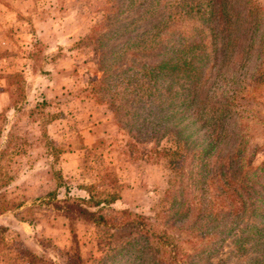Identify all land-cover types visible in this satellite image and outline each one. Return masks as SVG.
I'll use <instances>...</instances> for the list:
<instances>
[{
	"label": "rangeland",
	"instance_id": "374dc122",
	"mask_svg": "<svg viewBox=\"0 0 264 264\" xmlns=\"http://www.w3.org/2000/svg\"><path fill=\"white\" fill-rule=\"evenodd\" d=\"M132 1L129 6L131 0H0V204L9 202L0 212V225L7 226L0 264H66L71 245L67 220L39 202L62 181L75 194H84L87 184L114 192L108 214L125 209L131 212L128 220L140 214L147 223L140 230L136 224L109 228L78 222L86 264H157L160 245L148 230L181 238L194 233L205 241L212 236L202 263L264 262L251 241L245 251L232 241L241 228L249 237L254 232L246 228L253 221L248 211H240L235 177L252 173L264 161V0H254L263 10L258 26L241 32L237 44L216 40L226 45L217 57L211 41L214 24L203 18L205 11L209 17L210 1L186 0L194 8L183 2L173 13L183 15L165 33L169 37L179 30L206 42L204 77L177 79L169 93L171 78L164 70L157 78L141 75L140 81L123 82L126 92L117 86L97 100L84 89L104 74L102 65L91 62L97 50H111L141 31L150 15H164L166 4L177 2L154 0L144 6L150 0ZM97 24L100 29H94ZM90 34L96 35L95 42L76 46ZM158 46L137 61L159 60L167 49ZM129 54L120 66L133 59ZM15 73L21 77H8ZM142 78L160 99L159 108L146 99L153 106L148 110L133 93L132 102L123 99L137 85L143 92ZM214 106L219 110L213 111ZM209 111L221 113L222 124L210 127L205 122ZM202 120L205 126L197 130ZM181 127L192 134L181 170L174 172L162 149L176 145L180 136L167 133ZM171 177L168 202L164 195ZM222 238L216 248L210 246Z\"/></svg>",
	"mask_w": 264,
	"mask_h": 264
},
{
	"label": "trees",
	"instance_id": "16d2710c",
	"mask_svg": "<svg viewBox=\"0 0 264 264\" xmlns=\"http://www.w3.org/2000/svg\"><path fill=\"white\" fill-rule=\"evenodd\" d=\"M153 1L154 0H150V3L146 2L144 6L151 5ZM209 1L211 2L208 3L210 6L209 17L205 15V11L203 18L204 20H208L211 24H214L212 26L213 34L211 35V41L213 42L215 49L218 50V52H214L217 57V54H220L226 49V45L220 47L216 40L222 39L225 43H232L233 41L234 44H237V37L240 36L241 32L250 29L254 25L258 26L257 22L260 21L259 17L263 10L254 0ZM183 2L184 6L194 8L187 4L186 0H177L173 6L166 4V11L168 13L166 12L164 15H150L148 17L150 22L147 23L141 31L136 32L132 36L128 35L121 43L115 44L111 50L108 49V51L105 52L108 54L97 50L96 55L98 56L91 59V62L96 63L98 66L102 65L104 67L102 69L104 74L100 78L93 77L90 79L84 89L99 100L104 92L110 91L117 86H123V82L130 83L135 80L140 81L141 75L147 76V78L151 79L157 78L163 74L164 70V73H168L171 78V82L169 81L167 85L169 93L172 92L173 83L182 77L188 76L189 79L193 81H200L205 75L204 66L209 59V53L207 52L208 45L206 42L201 38L194 37L195 34L184 36L183 31L180 32L179 30L175 32L176 35L169 37L165 33V31L171 29L172 22L180 20L183 15L182 13H178V15L173 14L178 11L177 9L182 8ZM133 3L134 2L131 0L128 4L129 6H132ZM172 8H175L176 10L173 11ZM196 10L199 13L198 8ZM145 12H149L148 7L140 12L141 18L143 17L142 14ZM202 13H200V15H202ZM97 28H101L99 24L94 27V29ZM95 38L96 35L94 34L80 38L76 42V46H89L95 42ZM134 43L139 46L141 44L142 48H139V50L138 48L132 50L131 45ZM158 43L159 50L162 48L167 49L166 52L159 55V60H151L148 63H143L141 60L137 61L141 57V53L155 50L153 46ZM128 54L132 56L133 59L128 60L126 62L127 65L123 62L120 66V62L122 59H125ZM224 56H227V54L225 53ZM122 65H124L125 68ZM8 77L20 78L21 76L20 74L15 73ZM142 81L140 87L143 88V92H140L137 89V85V88L127 92V94L123 96V99L127 102H132L133 99L129 98V95L133 93L138 99H142L143 103H146L144 106L147 107L148 110L150 108L152 109L153 106H148L147 102H149V100L146 99H151L156 103L155 109L159 108L162 103L157 94L151 92L149 84L144 81L143 78ZM8 84H11V82ZM123 88L124 92H126L127 87L123 86ZM186 90L187 89L185 88L181 89V93ZM147 91L148 95L144 96L143 93ZM170 95L175 96V94ZM214 107L215 108L211 107L213 108V111L219 110V107ZM174 115L177 117L183 115V113L174 112ZM209 115L211 116L206 118L205 122L210 123V127L222 124V121L220 120L221 113L214 114L209 111L207 116ZM192 116L196 115L192 113ZM183 119L184 118H181L179 120ZM204 126L202 120L201 127L197 130L204 128ZM167 134L175 138L177 135L180 136L181 140L179 137L174 140V144L176 145L173 148L169 147L162 149V153L168 158L166 162L168 169L170 171L173 170L174 172H180L183 160L187 155L185 148L189 143H187L186 140H188L187 138H189L192 133L185 131L184 128L181 127L178 131H174L173 133L169 131ZM207 151L209 152L210 149H207ZM229 163L233 164L234 162L231 160ZM235 180H237L240 211L243 213L247 210L248 214L246 216L251 217V220H253L246 228H251L254 232L251 237H249L245 233V229L241 228L239 229L238 237L234 238L232 241L236 247L242 251H245L246 249L245 244L251 241L254 244L255 249L261 254H264V161L256 166L254 171L250 174L243 172L238 173ZM168 183L169 186L165 189L164 200L169 202L173 190V177L168 180ZM230 184L231 182H227V186H230ZM94 188V185L87 184L84 185V194L81 192L75 194V192L71 190V186L62 181L58 183L56 189L47 192L39 198L40 204H49L54 212H57V214L67 220L71 232V245L67 252L66 264H86L80 253V243L76 232V224L78 222L106 226L109 228L122 227L127 224H136L139 226L140 230L147 227L143 215H134L135 217L133 216L132 219L128 220L126 217L131 215V212L125 209L116 210L115 214H108L109 209L107 208L116 199V194L105 190L95 191ZM8 205V200H2L0 204V212L6 210ZM238 223L240 224L241 222L239 221ZM6 230L7 226L0 225V250L6 248V240L3 236ZM182 234L187 237L181 238L179 235H171L166 230H160L157 232L147 231V235H150L153 239L157 240V243L160 245L156 251L158 259L157 264H207L206 262L202 263L201 259L205 252L203 249L205 243H208L212 236L206 237L205 241L203 236L199 237V234L187 232ZM147 239L149 240V238ZM223 240L224 238L221 240H213V244L210 246L216 248V246L219 245V241L223 242ZM261 264H264V262Z\"/></svg>",
	"mask_w": 264,
	"mask_h": 264
}]
</instances>
